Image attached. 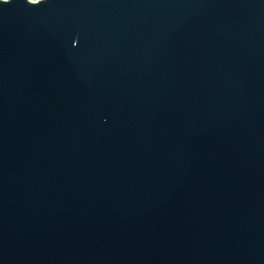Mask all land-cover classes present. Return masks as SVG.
<instances>
[{
    "label": "water",
    "instance_id": "water-1",
    "mask_svg": "<svg viewBox=\"0 0 264 264\" xmlns=\"http://www.w3.org/2000/svg\"><path fill=\"white\" fill-rule=\"evenodd\" d=\"M0 264H264V0H0Z\"/></svg>",
    "mask_w": 264,
    "mask_h": 264
},
{
    "label": "trees",
    "instance_id": "trees-1",
    "mask_svg": "<svg viewBox=\"0 0 264 264\" xmlns=\"http://www.w3.org/2000/svg\"><path fill=\"white\" fill-rule=\"evenodd\" d=\"M32 1H38V0H32Z\"/></svg>",
    "mask_w": 264,
    "mask_h": 264
}]
</instances>
